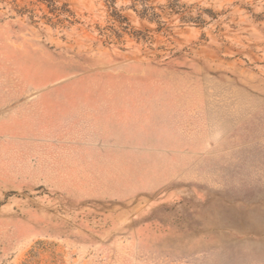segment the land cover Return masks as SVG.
Returning a JSON list of instances; mask_svg holds the SVG:
<instances>
[{
  "label": "rangeland",
  "instance_id": "374dc122",
  "mask_svg": "<svg viewBox=\"0 0 264 264\" xmlns=\"http://www.w3.org/2000/svg\"><path fill=\"white\" fill-rule=\"evenodd\" d=\"M171 2L0 0V264H264V0Z\"/></svg>",
  "mask_w": 264,
  "mask_h": 264
},
{
  "label": "trees",
  "instance_id": "16d2710c",
  "mask_svg": "<svg viewBox=\"0 0 264 264\" xmlns=\"http://www.w3.org/2000/svg\"><path fill=\"white\" fill-rule=\"evenodd\" d=\"M106 1H108L112 5H115L116 3H118V1H126V0H106ZM130 1L133 3L134 9H136L138 5H141L143 7L142 15L144 17H149L151 16L150 14H152V16H156L152 8L148 6L150 0H130ZM179 7H180L179 0H172L171 4L168 6V8L172 10L173 12H176L177 8Z\"/></svg>",
  "mask_w": 264,
  "mask_h": 264
}]
</instances>
